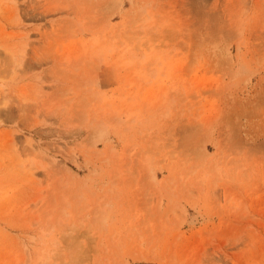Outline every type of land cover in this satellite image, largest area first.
<instances>
[{
    "label": "rangeland",
    "instance_id": "374dc122",
    "mask_svg": "<svg viewBox=\"0 0 264 264\" xmlns=\"http://www.w3.org/2000/svg\"><path fill=\"white\" fill-rule=\"evenodd\" d=\"M15 2L0 264H264V0Z\"/></svg>",
    "mask_w": 264,
    "mask_h": 264
},
{
    "label": "bare ground",
    "instance_id": "6f19581e",
    "mask_svg": "<svg viewBox=\"0 0 264 264\" xmlns=\"http://www.w3.org/2000/svg\"><path fill=\"white\" fill-rule=\"evenodd\" d=\"M7 1H9L10 3H13V2H15V0H12V1H10V0H7ZM17 1V0H16ZM15 3H17V2H15ZM14 3V4H15ZM17 5V4H16ZM14 9H16V6H15V8ZM138 12V11H137ZM12 142L14 143V141L12 140ZM31 152H33V150H31ZM31 173V176H35L36 177V174H35V172H30ZM147 254V253H146ZM41 256V255H40ZM143 258V257H142Z\"/></svg>",
    "mask_w": 264,
    "mask_h": 264
}]
</instances>
